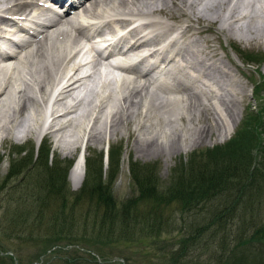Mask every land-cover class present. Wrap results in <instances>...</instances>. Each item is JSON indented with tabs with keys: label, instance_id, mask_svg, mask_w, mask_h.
Returning a JSON list of instances; mask_svg holds the SVG:
<instances>
[{
	"label": "trees",
	"instance_id": "1",
	"mask_svg": "<svg viewBox=\"0 0 264 264\" xmlns=\"http://www.w3.org/2000/svg\"><path fill=\"white\" fill-rule=\"evenodd\" d=\"M234 49L246 64L262 60ZM252 85L255 108L245 109L225 143L190 153L165 182L154 165L132 161L131 194L120 202L112 193L119 146H109L104 171L102 154H88L82 184L70 192L71 161L55 157L48 165L45 141L35 157L25 144L27 153L9 157L0 181V264H33L42 255V264H129L140 256L154 264H264V77ZM183 214L189 220L176 229ZM161 235L165 243L156 244ZM144 238L156 253H140ZM193 249L211 254L191 259Z\"/></svg>",
	"mask_w": 264,
	"mask_h": 264
},
{
	"label": "bare ground",
	"instance_id": "2",
	"mask_svg": "<svg viewBox=\"0 0 264 264\" xmlns=\"http://www.w3.org/2000/svg\"><path fill=\"white\" fill-rule=\"evenodd\" d=\"M34 1L35 0H3L0 3V12L11 16H19L23 13V20L25 22L38 24L36 20L42 15V11L35 8V4H33ZM156 1L158 0H83V2L76 7L73 15L70 16L74 19H84L81 25L72 27L73 21H68L69 13L67 12L63 17H58L56 20L51 21L49 27L45 28L37 36L32 37V41L24 40L19 42L16 46V52H10L8 55L0 54V133L1 131H10L12 123H14L18 117L20 119L18 127L22 126V121H24V125H26L25 127L22 126V131L27 134L29 132L34 133L35 127L33 126L35 125V121H41L42 115H45V119L47 120V134L58 135L57 146L63 151L67 150V152L71 153V150L79 141L78 139H73V134H68V130L71 129L72 126L78 131V128L83 125L82 122L88 121L83 135L88 136L87 141L99 143L103 139L105 133L109 136L114 135L116 131L119 130L122 120L127 119L128 122H130L129 119L139 108L141 99L144 98L149 87H154L155 89L151 94L152 96L149 95L151 107H154L156 103L160 105L161 101L158 102L157 100L164 99V96L162 97L159 95V92L163 90L167 93L176 92L180 95L184 93L186 99L183 100L191 105L190 107H195L200 111L206 112L205 110H201V108H205V104L199 107L202 103L199 99L201 95H208L206 91H209V93L215 92L213 88L222 91H225V88L216 83L218 80H216V82H209L210 80L207 78V73L199 69L196 65V61L191 60L194 59L191 57L194 52H192V49H188V43H191V45L194 44V39H187V36L181 35V32L180 36H178V34H173V32H175L173 25L161 19H154L156 13H163L167 14L166 16H171L162 6L159 7ZM187 1L189 2H183L182 0H159L161 4H169L170 7L175 5L177 7L176 9L180 12L178 16L183 18L185 22V28L182 29L184 33H187L191 29L190 22L192 19L190 15L195 17V21L199 20L200 22L207 20L214 22L216 21L215 19L220 16L217 15V11H221L223 6L225 8L230 6L231 3L229 8L231 11H229V13L227 11L232 19V21H229L234 23L243 22L245 25L242 28L239 27L236 31L241 35H246L251 40L264 37V0H241L242 2L239 0H206V2L203 3L204 6H202L204 14L201 15H196L194 11L189 12L190 10H187V8L193 7L197 1ZM240 4L249 9H253V6L259 4L262 8L261 13L258 14L256 16L257 19L253 21L254 19L252 15L250 16L249 9L242 14L238 10L236 11V6L238 7ZM184 5H188L187 8H184ZM31 8L33 9L31 14L25 12L27 9ZM68 10H70V8ZM132 17H141L142 20L119 37L122 42H129L127 49L124 51V55L138 56L137 63L139 65L145 64L147 59L157 57L165 68L164 74L155 86L149 83L147 75L150 71L156 69V66L150 67L144 74H138L136 68L133 67L122 69L124 73L133 75L130 79L124 77L116 79L111 77L110 80H121L125 89H122L121 100L119 101L116 112L114 111L110 113V116L108 115V121L104 119L106 122V131H103L105 125L103 127L98 125L99 123L102 125L101 119L103 116V108H105L103 97H100L98 100L100 104L98 105L99 109L97 114L95 113L96 105H92V101H88L86 106L87 109L89 107V117L86 116L87 112L79 115L77 118L76 110L80 102L78 97L80 93L79 90L85 86L84 81H89L94 78L100 64L109 66V62L107 61L110 57L105 56L102 58L96 53L94 58L85 66V64L75 61V46H77L80 37L86 42L91 40L92 36H83L84 30L97 33V31L100 32L102 29H108L111 33L117 32L120 31L126 23L134 22L131 21ZM92 20H97V25L89 24L90 26L87 27V24ZM15 22L16 20L0 17V34L4 31V27H8ZM244 22H246V24ZM256 23H258V25H256ZM227 29L233 31L231 26ZM220 30L223 31L222 28ZM13 31L14 30H7L6 33L11 34ZM70 31L72 34L69 33ZM89 47L92 49L91 46ZM142 48L147 50L145 56L138 55ZM156 62L158 63V61ZM24 68H26V70ZM18 80L23 82V88L17 87L16 81ZM181 81H188V84L181 83ZM102 83L105 84V82ZM34 88L36 94L32 92ZM193 88L198 89V91H192ZM156 89L158 90L156 91ZM50 91L53 97L51 109H49L47 113H44V102L45 99L47 100ZM135 98L139 99L134 100ZM183 100L180 101L182 102ZM16 101L17 103L15 104ZM210 108L211 107H209V110ZM27 109H31V111L26 112ZM187 110L191 113L190 109ZM200 111L199 114H195V120L201 121L203 118H207V115L204 116L203 112L200 114ZM230 112L232 113V110ZM23 113H25L24 116L22 115ZM93 113H95L94 117H92ZM145 115L147 116L150 114H148L147 111ZM229 115L231 114L229 113ZM105 117H107V115H105ZM86 118L88 119L86 120ZM30 119H32V123H30ZM89 119H91L90 125ZM212 121V123L205 122L198 126V134H205L206 131H210L211 134L213 131L217 132L220 127L219 123L214 118ZM105 122L103 121V124ZM132 123L134 124L135 122L133 121ZM233 125L234 123H232L227 130L228 135L232 133ZM143 127L144 126H140L138 122L135 124L133 130L140 132V128ZM138 135L139 133H137L134 139V145H137L136 140L139 138ZM36 136L39 137L40 132ZM157 137L156 135V138ZM160 137L163 139L164 136L161 135ZM156 138H151L149 140L151 146L152 144H157ZM82 156L83 154H81L79 160L73 164L70 174L72 179L77 183H80L82 178Z\"/></svg>",
	"mask_w": 264,
	"mask_h": 264
},
{
	"label": "rangeland",
	"instance_id": "3",
	"mask_svg": "<svg viewBox=\"0 0 264 264\" xmlns=\"http://www.w3.org/2000/svg\"><path fill=\"white\" fill-rule=\"evenodd\" d=\"M2 1L3 0H0V3ZM182 1L189 2L187 0ZM196 1L197 2L193 7L187 8L188 5H184V8H187L188 11L190 10L189 12L194 11V14L196 15L204 14V11H202V6H204L203 3L206 2V0ZM159 3V0L156 1V4L159 7L162 6L165 11H168V13L171 14V16L169 17L166 16L167 14L156 13V17H154V19H161L162 21L173 25V28H175V32H173V34H178V36H180L181 32V35H186L187 39H194V44L191 45V43H188V49H192V52H194L191 55V57L194 59L191 60L196 61V65L199 67V69L207 73V78H209L210 80L209 82H216V80H218L216 83L218 85L224 86L225 88V91L213 88L215 89L216 94L215 92L209 93V91H206L208 95H201L199 99L202 103L199 107H202V104H205V108H201V110H205L207 113L200 111L195 107V109L190 107L191 105L183 100L186 99L184 93L182 94V96L180 94H177L176 92L167 93L163 90L159 92V95L162 97L164 96V99L157 100L158 102L161 101V103L163 104L160 103L159 105V103H156L154 107H151L149 97L152 96L151 94L155 91V89L154 87H149L144 98L141 99L139 108L129 119L130 122H128L127 119L122 120V125L120 123L119 130H117L114 135L110 136L105 133L103 139L99 143L87 141L88 136L83 135L84 129L86 130V126L88 125V121L82 122L83 125L78 128V131H76V129H74V126H72L71 129L68 130V134H73V139H78L79 141L77 145L71 150V153L67 152V150L63 151L57 146L58 135L47 134V120L45 119V115H42L41 121H35V125L33 126L35 127L34 133L29 132L28 134L22 131V126L25 127L26 125H24V121H22V126L18 127L20 121L18 117L16 121L12 123L10 131H1L0 133V155H2V160L0 161V181L8 171L9 157H23V155L27 153V149H25L26 146L24 144H29L31 148L34 145L36 146L34 141H38L37 138L39 137H37L36 135L39 132L40 136L45 134V136L42 138L47 140L46 146L48 148L50 147L52 152V154H50V152L48 153V165H50L52 161L51 159L55 157L60 160L73 159L75 155L80 151L81 147H77H79L78 145H80L81 141L83 142V145L85 147V156L87 154L90 155L93 152L100 151H102L104 154L106 148H108L110 144L117 145L121 148V160H119L117 170L118 173L112 185V193L116 201L120 202L128 198L131 194L128 165L132 163V161L137 162L140 165H154L156 177L161 182H165L169 177L170 169L177 164L183 163L190 153L202 149H210L214 146L221 145L228 140L231 134H229L228 136L227 130L230 128L232 123H234L233 130H235V127L238 125L240 119H242L244 115L245 109L249 107L250 110H254L255 108V99H253L252 96V82L259 80L260 77H264V37H261V39L251 40L246 35H241L236 31L239 27L242 28L245 25L243 24V22H231V16L228 14L229 11H231V9H229L231 3L230 6L226 8L223 6V9L221 11H217V15L220 16H218V18L215 19L216 21L214 22H210L207 20L200 22L199 20L195 21V17L190 15L192 20L190 22L191 24H188L191 25V29L187 33H184L182 30L185 28V22L183 18L178 16V13L180 12L178 11V9H176L177 7L175 5L170 7L169 4L164 5ZM252 8L253 9H249L248 7L245 8L242 4H240L238 7L236 6V11L238 10L242 14L249 9L250 16L252 15V18L254 19L253 21H255L257 19L256 16L261 13L262 8L259 4H256ZM244 23L246 24V22ZM256 25H258V23H256ZM229 26L232 27L233 31H231V29H227ZM221 28L223 29V31L220 30ZM236 46L242 49L241 51L245 52L246 54L261 55L262 60L260 61V64L244 66L240 54L234 49ZM24 69L26 70V68ZM96 76L97 74H95L94 78ZM92 80L93 79L89 81ZM204 80L208 82L206 79ZM94 81H97V78H95ZM16 82L18 88L24 87L22 81L18 80ZM101 84L104 86H102ZM101 84L98 85L97 90L96 88H94V91H92V93L91 90H89V88H85V86L83 88H80V93L78 95L80 102L78 105V109L76 110V115L78 118L79 115L88 112L86 116L89 117V107L88 109L86 107L88 101H92L91 104L96 105L95 113L97 114L99 109L98 105L100 104L98 103V100L100 97H103L105 108H103V116L101 119L102 125L100 123L98 125L100 127H103L105 125L103 131H106V122L104 119H107L106 121H108V115L110 116V113L114 111L116 112L119 106V101L121 100L122 89H125V87L123 86L121 80H109L107 84ZM101 86L102 88L100 89ZM112 87L116 88V90ZM157 90L158 89H156V91ZM194 90L198 91V89L196 88L192 89V91ZM137 99L139 98H135L134 100ZM180 100L183 101L181 102ZM45 102L44 110L50 108L49 101L45 99ZM209 107H211L210 110ZM187 109H190L191 113H189ZM231 110L232 113L230 112ZM30 111L31 109L26 110V112ZM147 111L150 115L146 116L145 113ZM199 111L200 114L203 112L204 116L207 115V118H203L201 121L195 120V114H199ZM95 113H93L92 117L95 116ZM229 113L232 116L229 115ZM22 115L24 116L25 113H23ZM105 115H107V117H105ZM213 118L219 123V130L217 132L213 131L212 134L210 131H206L205 134L203 133L199 135L197 132V127L204 124L205 122L212 123ZM87 119L88 118H86V120ZM89 120L90 125L91 119ZM29 121L30 123H32V119H30ZM43 121H45L46 123L44 124ZM103 121L105 122L104 124ZM133 121L135 122L134 124L132 123ZM138 122L140 126H144L143 128H140V132L133 130L135 124ZM137 133H139V138L136 140L137 145H134V139L136 138ZM156 135L158 136L157 138ZM161 135L164 136L163 139L162 137H160ZM151 138H156L157 144H152L151 146L149 143V140ZM18 147L23 148L21 149ZM17 148L20 149L18 150V153H16V151H13ZM81 154H83V151L81 152ZM32 155L34 156V152H32ZM72 167L67 172L65 177L70 192L77 191L80 188L79 186L81 183H77L72 179L70 175ZM84 173L85 171L82 174V181L84 179ZM15 179L16 178L9 176L7 179V185H11L13 182H15ZM262 214L264 219V209ZM175 217L177 219L175 222L176 229L184 228L185 224L189 220L185 214H183L180 218L177 215ZM176 235V231H173L172 233L167 234L164 238L168 239V237L170 238ZM159 238L160 241H155L156 244L165 243L161 242V239H164L162 235L159 236ZM142 241V246L139 245L140 247H138L140 253H143L144 255L145 252L148 251H153L154 253H156L155 246H149L150 248L148 247V244L150 245L152 243L150 238H148V240L144 238ZM99 244L105 245L103 243ZM166 248L167 244H163L161 249L164 251L166 250ZM8 253L12 255L11 252ZM198 253H201V255L198 256ZM210 254V249H201L200 251L199 249H193L190 251L191 259L198 257L203 260L206 259ZM42 256L39 257L40 260L37 263L33 264H42V261L45 258ZM141 258L143 257L140 256L136 259L131 258L128 262L129 264H154L153 261L155 260L145 261ZM15 264L18 263L15 262ZM189 264L195 263L191 262Z\"/></svg>",
	"mask_w": 264,
	"mask_h": 264
}]
</instances>
